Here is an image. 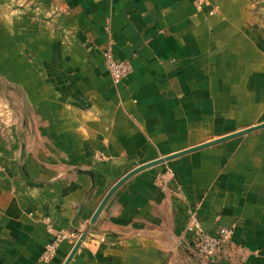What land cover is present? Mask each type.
I'll return each instance as SVG.
<instances>
[{
	"label": "crops",
	"instance_id": "crops-1",
	"mask_svg": "<svg viewBox=\"0 0 264 264\" xmlns=\"http://www.w3.org/2000/svg\"><path fill=\"white\" fill-rule=\"evenodd\" d=\"M261 124L264 0H0V264H264V128L194 150Z\"/></svg>",
	"mask_w": 264,
	"mask_h": 264
},
{
	"label": "built area",
	"instance_id": "built-area-1",
	"mask_svg": "<svg viewBox=\"0 0 264 264\" xmlns=\"http://www.w3.org/2000/svg\"><path fill=\"white\" fill-rule=\"evenodd\" d=\"M106 57L107 71L114 83H119L131 73L132 66L129 62L117 63L109 53ZM171 176L172 171L167 170L164 174L158 176L157 184L160 187H165ZM188 230L194 234L192 249L204 264H229L232 261L235 245L232 241V231L229 228L222 227L215 236L210 235L204 230L197 214L191 213ZM83 233L84 230L58 232L54 241L46 246L42 259L44 261L51 260L64 240H72L77 243Z\"/></svg>",
	"mask_w": 264,
	"mask_h": 264
},
{
	"label": "water",
	"instance_id": "water-1",
	"mask_svg": "<svg viewBox=\"0 0 264 264\" xmlns=\"http://www.w3.org/2000/svg\"><path fill=\"white\" fill-rule=\"evenodd\" d=\"M261 128H264V124H261L257 127H254V128H251V129H248V130H244L242 132H239V133H236V134H233L231 136H228V137H225V138H222V139H219L217 141H214V142H211L209 144H206L204 146H200L198 148H195L194 150H199V149H202V148H205V147H208V146H211V145H214V144H217V143H220V142H224L226 140H229V139H232V138H235V137H239V136H242V135H245L247 133H250V132H253V131H256V130H259ZM180 155V154H178ZM176 156H171V157H168V158H165L163 160H158L156 162H152V163H149V164H146V165H143L137 169H135L134 171L130 172L129 174H127L125 177H123L111 190L110 192L106 195V197L104 198V200L102 201L100 207L98 208V210L95 212L93 218L91 219V225L94 224L98 217L100 216L104 206L106 205V203L108 202V200L111 198V196L115 193V191L125 182L127 181L131 176H133L134 174H136L137 172L145 169V168H148V167H151V166H154V165H157V164H161V163H164V162H167L169 160H171L172 158H174ZM84 173L86 174H89L91 175L92 177L93 176V173L91 171H84ZM89 232V229L87 231H85L82 236L80 237V239L77 241V243L75 244V247L72 251V253L70 254L69 258L67 259V261L65 262V264H69V262L71 261V259L73 258V256L75 255V253L77 252V250L79 249L80 245L82 244V242L85 240L86 238V235L87 233Z\"/></svg>",
	"mask_w": 264,
	"mask_h": 264
},
{
	"label": "rangeland",
	"instance_id": "rangeland-1",
	"mask_svg": "<svg viewBox=\"0 0 264 264\" xmlns=\"http://www.w3.org/2000/svg\"><path fill=\"white\" fill-rule=\"evenodd\" d=\"M2 99H3V101H4V97L1 96V100H2Z\"/></svg>",
	"mask_w": 264,
	"mask_h": 264
}]
</instances>
